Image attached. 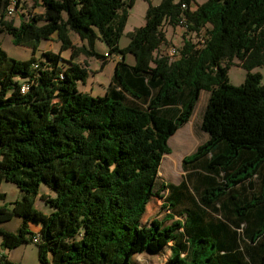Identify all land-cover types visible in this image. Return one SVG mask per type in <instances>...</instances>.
Listing matches in <instances>:
<instances>
[{"label": "trees", "instance_id": "16d2710c", "mask_svg": "<svg viewBox=\"0 0 264 264\" xmlns=\"http://www.w3.org/2000/svg\"><path fill=\"white\" fill-rule=\"evenodd\" d=\"M12 1L18 11L25 0H0V34L31 56L9 58L0 48V184L22 193L9 209L0 206V247L33 244L38 234L39 264H132L135 254L165 250L164 264H264V84L251 72L264 68V0L148 2L144 25L127 33L122 49L134 0H29L42 11H18L17 26L6 17ZM180 19L185 32L177 55L159 54L162 26L175 28ZM201 31L205 42L198 47L187 33ZM52 38L58 52L36 57ZM127 55L133 64L125 63ZM80 56L102 66L119 57L103 96L79 92L89 74ZM235 60L246 72L239 86L227 76ZM201 92L207 101L199 130L207 138L181 167L186 172L191 163L202 174V189L157 187L168 140L190 120ZM40 184L54 192L40 196L54 210L49 215L34 206ZM183 199L191 203L184 222L143 223L155 200L174 211ZM208 211L223 219L203 222ZM13 217L21 219L17 230L3 229ZM30 224L39 231L31 233ZM199 235L214 241L204 259L192 249Z\"/></svg>", "mask_w": 264, "mask_h": 264}, {"label": "rangeland", "instance_id": "374dc122", "mask_svg": "<svg viewBox=\"0 0 264 264\" xmlns=\"http://www.w3.org/2000/svg\"><path fill=\"white\" fill-rule=\"evenodd\" d=\"M125 3H128L130 0H123ZM206 0H195L196 4H201ZM148 2L151 5L156 6L159 4L160 0H134L132 7L128 9V17L123 30V34L119 40V48H124L128 43L127 33L131 32L135 28L142 27L144 25V15L146 8L148 6ZM194 8V5L192 6ZM28 11H33V13L39 14L42 10L40 8H35L32 10L31 5L22 7L21 13L24 15L27 14ZM14 18L11 19L14 25L17 26L19 23V18L15 15ZM163 33L166 36V44L162 45L159 49V54L165 55L167 50L171 47L179 48L182 43V36L184 35V30L175 27L172 28L167 24L162 26ZM169 33V34H168ZM168 37V38H167ZM71 39L75 45H80V41L74 35H71ZM0 48L5 52V54L9 58L17 59V60H27L31 56V50L24 47L14 46L11 43L10 36L6 34H0ZM59 50V45L56 43L55 39L52 38L50 41L41 42V45L36 53V57H40L44 52L57 53ZM96 50L100 53L105 51L104 44L98 42L96 43ZM61 56L64 59L69 57V52L65 51L61 53ZM132 56L127 55L125 58L126 64H131ZM77 61L81 64L88 63V76L85 80L84 84H78L79 92L89 94L93 97L103 96L106 92V89L109 85L115 61L114 57H112L105 65L102 66V62L100 60L90 58L86 59L83 56H80ZM239 63L235 60L234 65L230 66L227 76L229 84L232 86H239L243 83L246 72L241 69ZM252 73H259L261 75V83L264 84V68H256L251 71ZM207 101V93L201 92L199 100L195 106L193 114L190 120L180 129L176 131V133L170 137L168 140V146L171 150L169 155H165L162 158L160 167H159V177L157 180V187L160 183H166L170 185L177 186L179 184L184 183L188 189V191L193 190L194 187H197V190L200 191L202 186H200V181L203 180L202 174H197L194 172V169H190L192 166L191 163L186 164V172L183 171L181 167L182 159L186 156L194 153L197 146L202 144L207 136L199 130L201 115L203 109L206 105ZM203 163L200 161L193 165V167H202ZM220 180V178H219ZM196 192V190H195ZM170 192L167 190L162 192L164 197H167ZM0 194L3 195L2 199H0V206H4L9 209L10 204H12L16 200H20L22 197V193L16 188L15 185L7 182H2L0 184ZM46 195L48 197H54V192L50 190L44 184H40L37 192V196L34 199V206L37 210L41 211L43 214L49 215L54 210L53 208L44 205V203L40 200V196ZM191 201H196L197 195L195 197L189 196ZM254 202V200H251ZM162 200H155L153 205L147 210V215L143 221V223L149 224L153 218L161 221L163 226H167L171 223V221L178 220L180 222H184L186 218L187 209L191 208V203L188 199H183L180 207L175 209L174 211H169L167 208L161 210L160 204ZM165 202V201H164ZM173 214H181L179 217H173L172 220L169 219V216H173ZM218 219H223V215L221 213L208 211L207 217H204L203 222L207 223L208 221H219ZM192 221H190L191 223ZM227 222V221H225ZM21 224V219L18 217H13L10 221L2 223L1 227L6 229L7 231L14 232L17 230L19 225ZM34 227L35 224H30L29 230L31 233L35 234ZM214 243L213 239L207 235H199L197 236V240L193 242L192 249L200 250L201 253L199 257L204 259L208 255L214 252L215 247L212 246ZM168 251H162L157 254H151L148 252H144L141 254L133 255L131 262L132 264H164L167 259ZM14 259L19 261L22 259L24 264H39L37 260V251L33 244L29 246H22L18 250L14 252ZM49 260L52 258L49 256ZM210 260H206L203 263L207 264Z\"/></svg>", "mask_w": 264, "mask_h": 264}, {"label": "built area", "instance_id": "2783aa9c", "mask_svg": "<svg viewBox=\"0 0 264 264\" xmlns=\"http://www.w3.org/2000/svg\"><path fill=\"white\" fill-rule=\"evenodd\" d=\"M24 2L27 5H31V2L29 0L21 1L19 3V8H18L19 10L18 11H20V12L22 11V5L24 4ZM15 5H16V2L15 1H12L11 4H10V6L7 8L6 17L12 18L13 16L16 15V13L18 11H17V8L15 7ZM181 8L184 9L185 8V5L182 4L181 5ZM176 27L184 30V32H185V25H184L183 19H180L179 20V23H178V25ZM187 36L198 47H201L204 44V42H205V36H204L203 31H201L199 33H195V32H193V33H187ZM177 53H178L177 48L171 47V48H169L167 50V52L165 53V55L167 57H169V58H173L174 56L177 55ZM118 60H119V57L118 56L114 57V61L115 62L118 61ZM25 90H26V87H23L21 89L22 92H24ZM38 240H39V235L38 234H35L32 237V243L33 244H37L38 243ZM0 249H2V248L0 247ZM0 264H1V261H0Z\"/></svg>", "mask_w": 264, "mask_h": 264}, {"label": "crops", "instance_id": "0c3cea01", "mask_svg": "<svg viewBox=\"0 0 264 264\" xmlns=\"http://www.w3.org/2000/svg\"><path fill=\"white\" fill-rule=\"evenodd\" d=\"M169 34V33H168ZM168 38V37H167ZM131 58V60H132V62H130L131 64H133V62H134V59H133V57H130ZM30 226V225H29ZM34 232L36 233V232H38L39 231V226H37L36 225V227H34ZM6 230V229H5ZM9 232H11V231H9ZM15 232V231H14ZM29 245H31V244H25V245H21L20 247H22V246H29ZM35 246V245H34ZM20 247H18V248H16V249H14V250H11V251H6V250H3V249H0V261H1V264H3V262H5V261H3V260H1L3 257L5 258L4 260H6L9 264H24L23 262H22V259H20L19 261H16L15 259H14V252L16 251V250H18ZM36 248V247H35ZM36 251H37V248H36ZM37 260H38V252H37Z\"/></svg>", "mask_w": 264, "mask_h": 264}, {"label": "water", "instance_id": "95a60500", "mask_svg": "<svg viewBox=\"0 0 264 264\" xmlns=\"http://www.w3.org/2000/svg\"><path fill=\"white\" fill-rule=\"evenodd\" d=\"M149 253V252H148Z\"/></svg>", "mask_w": 264, "mask_h": 264}]
</instances>
